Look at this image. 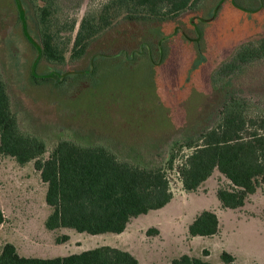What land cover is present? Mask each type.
Returning <instances> with one entry per match:
<instances>
[{"label": "rangeland", "instance_id": "374dc122", "mask_svg": "<svg viewBox=\"0 0 264 264\" xmlns=\"http://www.w3.org/2000/svg\"><path fill=\"white\" fill-rule=\"evenodd\" d=\"M105 1L59 0L62 20L77 24L73 33L62 32L72 38L65 60L52 63L41 54L32 2L0 0V69L12 112L23 132L45 140L43 157L60 140L70 139L86 146L103 144L135 164L163 167L179 201L132 219L126 236L135 233L145 243L146 256L159 264H170L183 253L224 264L222 241L193 240L187 224L203 209L223 211L216 192L229 181L215 170L196 191H187L179 167L191 149L179 146L215 127L231 96L264 107V59L247 64L227 84L212 81L242 45L264 37V0H203L168 19L122 16L91 42L84 56L74 59L73 39L81 19ZM47 189L34 160L20 164L0 151V207L6 217L0 224V251L13 243L21 255L54 257L87 247L77 243L92 234L46 228L52 209ZM241 211L264 216V189L250 195ZM155 223L162 234L154 231ZM64 233L73 235L71 244L57 242ZM242 242L245 237L232 236L225 244Z\"/></svg>", "mask_w": 264, "mask_h": 264}, {"label": "trees", "instance_id": "16d2710c", "mask_svg": "<svg viewBox=\"0 0 264 264\" xmlns=\"http://www.w3.org/2000/svg\"><path fill=\"white\" fill-rule=\"evenodd\" d=\"M34 6L41 41V54L52 63L65 60V52L76 20H62L59 0H30ZM203 0H106L89 9L81 19L73 39L74 59L84 56L91 44L120 17L130 20L168 19L180 15ZM264 59V37L242 45L229 61L213 74L215 85L227 84V78L247 64ZM191 149L179 167L187 191H196L215 170L229 183L220 185L216 195L222 207L239 208L258 188L264 189V107L243 97L225 101L215 127L179 146ZM44 139L23 132L11 109V97L0 69V151L20 164L35 161L48 184L46 202L52 208L45 220L49 230L61 227L78 232L122 233L131 218L163 208L173 198L170 181L163 167H148L120 158L103 144L86 146L62 139L49 157ZM176 153H172V167ZM0 207V224L5 221ZM220 220L216 212L204 209L189 224L192 236H213ZM152 229L147 233L150 235ZM159 233L157 228L154 229ZM68 234L57 239L67 242ZM221 259L236 264V257L224 250ZM0 264H142L128 250L102 245L79 253L39 257L21 255L13 243L0 251ZM173 264H215L187 253L173 259ZM252 264H259L257 262Z\"/></svg>", "mask_w": 264, "mask_h": 264}, {"label": "crops", "instance_id": "0c3cea01", "mask_svg": "<svg viewBox=\"0 0 264 264\" xmlns=\"http://www.w3.org/2000/svg\"><path fill=\"white\" fill-rule=\"evenodd\" d=\"M178 201L179 199L176 196H173L172 200L167 205H165L163 208L156 209V210H150L148 213L141 214L138 217L151 214L152 212H157V211L170 208L174 205L175 202H178ZM243 208H245V205L239 208H235V209L224 208L222 212L213 210L214 212L217 213L219 217L220 228H219L218 233H216L213 236H202L203 240H205V238L214 239V240L215 238L220 239V241H222L223 243L222 249L227 250L233 255H235L236 264H252L254 262H257L259 264H264V216L259 215V214L246 215L241 211ZM198 213H196L190 219H188L187 227H189V224L193 221V219L196 217ZM138 217H133L131 218V220L138 218ZM129 223L127 224L126 229L122 233L105 232V233H99V234H92L90 238L83 237L84 240L81 242H78L77 246L83 247L85 244H87L86 245L87 247H85L84 249L72 250L71 252H67V253L63 252V253H60V255L79 253L86 249L95 248V247L102 246V245H110V246L118 247L124 250H128L133 255H135L142 264H159L157 262V259L151 258L150 256H146L145 254L146 246L144 245L145 243L139 238H136L135 233H132V234L130 233L128 236H126ZM153 226L159 230L158 235L162 234V229L157 223H155V225ZM58 229L71 230L74 228L61 227ZM81 233H84V232H81ZM64 234H68L70 236V239L64 244L66 243L71 244L74 240L73 235L71 233H64ZM232 236H236V237L240 236L242 238L245 237L246 243L242 242L240 245L236 247H232V246L230 247L225 243L228 237H232ZM192 237H193V240L197 238H199V240L201 239L200 238L201 236L199 235L192 236ZM62 248L61 250H64ZM187 254L191 255L190 253H187ZM241 255H243L245 258L240 259ZM179 256L172 258V260L170 261V264H173V259ZM191 256H194V255H191ZM195 256L202 258L204 260L210 261L215 264H221L219 261L215 262L211 259L201 257L199 255H195ZM222 262L224 264H230V263L224 262L223 260Z\"/></svg>", "mask_w": 264, "mask_h": 264}]
</instances>
